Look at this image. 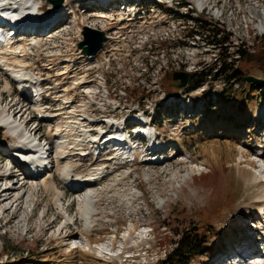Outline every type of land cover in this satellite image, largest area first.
I'll use <instances>...</instances> for the list:
<instances>
[{"label": "rangeland", "instance_id": "1", "mask_svg": "<svg viewBox=\"0 0 264 264\" xmlns=\"http://www.w3.org/2000/svg\"><path fill=\"white\" fill-rule=\"evenodd\" d=\"M212 1L223 9L225 20L229 23L228 28L232 31L236 28L241 37L234 35L227 49L222 46L220 50L215 44L208 43L205 37L201 40L194 37L191 39L196 45L178 51L169 50L167 54L171 55L158 57L154 62L163 67V76L158 78L161 79L159 86L168 93L179 91L174 86L178 82L173 79L174 71H194L196 65L201 64L204 68L199 77L201 85L205 83L204 86H211V89L223 94H218L217 100H210V112L206 114V122L201 123L198 120L202 118H198L194 131H184L182 147L180 148V145L176 148L183 153L180 159L166 166L134 165L128 169L131 171L130 175L123 171V175L118 176L122 178L119 184L115 185L116 183L112 184L110 181L106 185L108 190L104 191L97 201L98 213L93 215L96 218V226L92 232L85 230L84 221L80 217V194L67 192L61 198L57 194L62 191V185L65 186L56 173L60 171L61 164L48 172L46 184L41 180L20 183L21 178H14L12 183L3 181L7 177L13 180V177H10L13 175L10 167H17V162L9 158V150L10 146L19 143L13 138L6 121L14 119L10 117V113L15 114L20 121L25 120L23 117L27 120V116L25 113L19 117L20 101L16 83L10 79L12 85L5 80L4 75H0V145L6 146V152L1 153L0 150V187L5 188L7 184L12 186L18 182L7 194L8 200L11 199L9 202L0 199V264H41V261H51L55 264H107L104 260H108V264H167L168 260L174 261V258H180L175 264H210L214 263L216 255L229 250L231 245L243 251L247 244V233L252 235L253 241H260L262 236L255 237L254 227L249 221L258 217L256 210L264 205V159L256 155V152L264 151V90L255 88L256 86L248 83L245 77L252 74L264 79V66L255 62H242L239 64L242 73L236 80H223L215 75L214 67L217 58L219 61L229 62L230 58H224L223 55H232L239 45L247 47V50L255 49L256 53L264 50V36L257 33L259 22H263L264 6L256 12L252 11L256 6L246 1L241 5L237 0ZM262 1L264 3V0ZM156 2L158 3L154 2L149 7L155 10L153 12L156 15L161 12L162 17L166 5L159 0ZM49 6L45 3L44 9ZM173 12L176 15L174 18L178 17L187 33V24L189 21L193 23L194 18H186L176 14V11ZM204 18L210 20V13L205 14ZM216 26L219 27L217 24ZM47 41L42 40L40 47L33 45L36 55H41V52L52 46V42ZM140 42L142 43L143 39ZM187 50L194 55H184ZM36 57L32 58L33 61L30 60L31 64L35 63ZM141 68L134 67L131 77L121 76L118 79L127 83V95L122 93L123 101H144L147 96H152L158 101L162 97L155 89L150 90L151 83L155 81L154 74L157 72ZM142 73L146 78L141 77ZM205 79L208 81H204ZM196 82L194 79V83ZM169 84H172L173 88H170ZM201 87L198 88L199 91ZM133 91L138 94H133ZM220 108L223 110H219ZM5 111L9 112L3 113ZM166 111L164 106L163 114ZM27 115L29 116V111ZM208 121L213 124V131L210 130ZM50 125L45 123L44 130ZM41 126L42 124L38 126L36 134H40ZM167 126L162 128L166 134H170L176 127L175 124ZM217 138H222L221 141H227L237 148H249L255 166L246 163L242 165L236 158L228 162L224 155H221L223 163L204 165L207 155L202 146L205 142ZM90 151L92 152L91 149ZM91 160H81L83 168L78 167L77 170L81 171L87 167ZM242 168L252 170V176L248 173L240 174ZM148 175L150 179L146 178ZM44 185H48V188ZM14 194L18 195V201L11 208ZM134 195H139L141 199ZM0 196L3 198L1 191ZM58 201L60 203L57 204ZM66 204H69L67 210ZM3 206L8 208L4 215L1 212ZM94 209L96 210L95 207ZM66 214L74 218L75 224L70 226L69 222H66ZM133 226L135 229L130 231ZM82 233L90 238L92 246L106 238H110L114 244L111 246L107 239L103 242H106L107 246L103 243L98 247L93 246L95 250L91 254L83 253L80 247L72 250L74 243H84ZM70 235L72 236L69 237ZM183 235H198V238L202 239L200 244L204 246L201 247L200 253L184 257L176 255L178 242ZM259 245L258 242L254 246L258 248ZM97 249L105 250L104 253L100 252L104 254L103 258L99 256ZM245 264L251 263L246 261Z\"/></svg>", "mask_w": 264, "mask_h": 264}, {"label": "built area", "instance_id": "2", "mask_svg": "<svg viewBox=\"0 0 264 264\" xmlns=\"http://www.w3.org/2000/svg\"><path fill=\"white\" fill-rule=\"evenodd\" d=\"M236 1V0H234ZM239 5L244 4L245 1L248 4H253L254 6H258L262 4V0H237ZM196 7L198 11L194 12L190 18H194V22L191 23L190 21L187 24V33L194 29L198 28V25L202 22L200 21V16L203 14L210 13V20L208 28L214 27V25H218L220 29V33L217 36H207L206 33H203L200 37L190 35V37H186V42L182 38L183 35L181 33L180 28L174 26V30L166 31V30H159L155 31L153 27H147L145 29H133L129 28L127 31L122 29V24L119 23L121 19L120 11L117 10L116 7L107 10L106 13H102L107 15L108 20L103 21L102 17L100 16L99 9L94 6L90 0L81 1L72 5L70 2L65 3V7L62 9L63 15H69V21L65 26L61 29L49 33L46 36V39H50L53 41L52 48L46 50L44 52L45 57L48 59H58L64 57H70L71 59H77L78 64L69 70V65L64 63L63 69L61 70V75L53 76V83L50 84L51 87L54 89V95L52 98L54 102H51V106L49 107V113L52 115L59 114V124L61 126L65 124L68 129H72L77 133L75 138H78L79 135L83 134L84 130H93L94 124L90 122V118L96 117V115L89 109V106L92 103L96 104H106L107 102H113V99L106 98L108 96L109 88L111 85L113 86V91H117V99H121L123 94L127 90V83L117 82V78H121L124 76L125 78H129L132 76L131 71L135 67L139 69L142 67L145 70L156 71L157 73L154 74V79L151 83V89H160L159 88V80L158 78L163 76L162 71L163 67L158 63L155 64V60L158 57H165L169 50H181L185 49L187 46L196 45V42L191 38L197 37L201 40L202 37H205L210 44H215L216 46L227 47L230 44V39L235 35L241 37L238 33V30L234 28L232 31L228 28L229 23L225 20L226 16L222 8L218 6H212L210 4V0H198ZM258 7L253 8L252 11L258 12ZM75 10H79V15L75 14ZM134 13V11L127 10L125 15H129ZM74 17L80 19V24L78 20L74 19ZM138 21L146 19V13L142 11L141 14L138 15ZM262 21L264 22V14ZM261 21V22H262ZM245 22L247 23L246 19ZM215 23V24H213ZM87 24L93 27H100L103 29L108 30L109 41L106 44V47L100 55H98L94 60L92 57L87 55H79L81 54L80 49L77 46V43L80 39V25ZM248 24V23H247ZM248 29V27H247ZM259 30L258 35L264 36V30L261 28V24L259 22L258 28ZM249 31V29H248ZM210 32V31H209ZM137 36V38L133 36ZM160 36L161 38H171L174 41H179L174 47L169 48H161L158 49L157 52H150L149 50L145 52L136 51V53H132L133 49L136 47L139 48L145 44L148 47L151 46V41L155 38ZM224 36H227V39H224ZM260 38V37H259ZM143 39L141 43L140 40ZM244 47L243 45L237 46L236 50L232 53V55L227 54L223 55L224 58H230V63L236 57H240L241 50L245 51H254L253 49ZM189 55H194L193 52L186 51L184 53ZM171 55V54H167ZM218 62L219 59L217 58ZM134 64V65H132ZM141 68V69H142ZM197 69V65H196ZM233 68L228 67L226 72L232 71ZM70 72V73H68ZM152 75V74H151ZM57 77H61L60 80L56 79ZM142 78H146L145 74L142 73ZM112 79L111 83H108V79ZM61 83L63 85H61ZM80 83V88L76 90L79 92V97L76 98L75 103L71 104L70 102L73 100V94L70 92L73 90L74 86H77ZM75 93V91L73 90ZM159 96H162L161 92L156 91ZM106 102V103H105ZM30 118H33L34 123H38L36 119V115L33 111V107L29 110ZM191 112L190 110L180 113H175L174 118L177 120V126H183L185 123V119L190 117ZM91 132H89L90 134ZM81 150H86V146L80 147Z\"/></svg>", "mask_w": 264, "mask_h": 264}, {"label": "bare ground", "instance_id": "3", "mask_svg": "<svg viewBox=\"0 0 264 264\" xmlns=\"http://www.w3.org/2000/svg\"><path fill=\"white\" fill-rule=\"evenodd\" d=\"M39 1L37 0H0V10L2 11V15L4 17L7 16H13L14 19L17 17H22L23 24L21 26H27L24 29L30 28V25H34L35 27H42L46 22H49L51 20H56L58 17V12L53 11L52 13H49V11H45L43 13H39L37 10V7L39 6ZM198 3V2H197ZM6 5V6H4ZM199 5V3H198ZM55 9V8H54ZM20 26V27H21ZM261 28L264 30V22L261 23ZM14 33L4 35L0 34V53H3V55L0 57V75L6 74L9 77H12L15 79V81L18 82L19 86H28L27 81L32 80V77L30 74H26L24 76L21 71L20 67L23 65V61L16 59L13 57V55H5L8 54V48L11 46V44H21L22 42H26L27 40L31 39L33 43H39V40L36 38L37 36H34L32 38L22 37L17 38ZM3 59L7 60V65L4 67H1V61ZM5 69L9 70V72H5ZM10 82V81H7ZM11 83V82H10ZM9 85V84H7ZM10 86V85H9ZM7 87V86H6ZM12 91V90H11ZM10 92V91H9ZM264 111V109H263ZM9 111H5L3 113H8ZM219 112V111H218ZM262 111H260L261 113ZM10 117H13L14 119H11V121H6L7 127L10 128L12 131V136L14 139H16L19 143L14 144L10 146V152L11 157L19 163V167H21V174L23 177H21L20 183L23 181H37L41 180L43 183H47V174L50 170H54L56 166H60V171H56L57 176L61 183H70L72 184L70 188L71 194H80L78 197L79 201V209L81 212V216L84 221V226L86 231H94L95 229V223L96 218L94 217L96 213H98L97 201L99 200L100 195L106 190H108V183L112 181V184H119L120 180L122 178L118 177L120 175H123V172H118L115 175H113L116 172V169L113 167H122L123 163L125 161L131 160L128 158L129 152L127 150L123 149H115L117 150L113 156L109 157L107 160L102 161L100 163L93 162L89 164L87 167L82 169L81 171H78V167H82V164L78 158L77 155H79V152L76 151V149H79L81 146L88 145L91 148H94V150L102 149L103 144L97 143L96 138H76L71 141H68V139L65 136H62L60 131H50V138L51 141H42L41 138L38 139L35 136H33V131L28 129L26 125L21 122L18 118H16L15 114L10 113ZM260 115V114H259ZM9 117V116H8ZM24 118V117H23ZM26 118V117H25ZM213 120V119H212ZM103 122V121H102ZM208 125H211L210 130L213 129V124L209 121L207 122ZM208 129V128H207ZM206 129V131H207ZM221 133V132H220ZM223 133V132H222ZM152 134L150 138L152 139ZM222 138H217L216 140H211L210 142H205V144L202 146L203 152L207 155V158L205 159L204 165H219L222 162V156L224 155L226 161H232L238 160L240 164L243 165V163H246L250 166H255L254 160L251 158L250 149H243L241 146L239 148L234 147V145H231L227 141H221ZM159 143L153 139V147L157 146ZM182 147V144H180ZM52 146L54 149L52 151V154L49 158L45 157V153L49 152V147ZM152 147V148H153ZM8 148V147H7ZM261 148V147H260ZM264 148V146H263ZM0 150L2 152H6V148L2 147L0 145ZM181 153V154H180ZM204 154V155H205ZM183 153L177 151L176 149H173V152L171 154L166 155L165 157H157V158H145L143 159L145 165H167L170 162H174L180 157H182ZM205 155V156H206ZM256 155L260 156L259 158L264 159V151H260V153L256 152ZM10 158V157H9ZM49 160V167L48 169H45L44 172H41V166L43 163L47 162ZM136 163V162H135ZM223 163V162H222ZM30 164H32L33 168H30ZM116 165V166H114ZM212 165V166H213ZM164 167V166H163ZM243 169V168H242ZM192 173L194 172L193 169H191ZM36 171L35 173H33ZM13 174L15 171H13ZM244 172V173H243ZM263 172V171H262ZM248 173L252 176V170L249 169H243L240 174ZM175 175L177 176L178 173L176 172ZM14 178L17 179L18 175L14 174ZM147 179H150V175L146 176ZM16 184L18 182H15ZM15 183L12 186H9L8 184L5 186V188L0 187V191L2 193L3 198L1 201H6L9 199V191L12 190L15 186ZM114 185V187H115ZM46 188H48V185H44ZM16 187V186H15ZM17 190H15L16 192ZM59 194L60 198L67 194V192L64 191L62 186V191L57 192ZM134 194V193H133ZM18 195L14 194L13 199V205L18 201L17 198ZM136 198L141 199L139 195H134ZM58 199V196H57ZM11 200V199H10ZM8 200L7 202H9ZM6 202V203H7ZM60 203L59 201L57 204ZM9 205V204H8ZM6 205V206H8ZM1 207V212L4 215L6 210L8 208ZM60 206V205H59ZM62 206V205H61ZM96 208V210L94 209ZM68 209V208H66ZM258 213V212H257ZM94 215V216H93ZM81 219V220H82ZM110 220V219H109ZM66 222H69V225L75 224L74 218L71 215L66 214ZM73 222V223H72ZM66 228V227H65ZM73 228V227H72ZM71 229V228H70ZM77 229V228H76ZM135 227L133 226L130 231L134 230ZM84 233V232H83ZM83 235V241L84 243L80 242L79 245L77 243H74L72 245V250L81 248L80 250L83 251L85 254H91V252L95 249H93L92 242L88 239V236ZM74 234V231L72 232ZM70 235L69 237H71ZM129 236V235H128ZM125 239L127 240V236H125ZM247 251L254 252L256 251L254 242L251 240V237L247 236ZM104 244V243H103ZM108 244V243H107ZM110 244V243H109ZM108 244V245H109ZM106 245V242L104 244ZM238 245V244H237ZM232 247V245L229 247V249ZM96 248V247H95ZM104 249H106L103 246ZM234 248V246L232 247ZM109 249V248H108ZM80 251V252H81ZM105 251V250H104ZM103 249H97V252H99V256L102 257L101 253H104ZM229 250H225L223 252H220L218 255H216V259L214 260L215 264L218 263L221 258L228 253ZM101 252V253H100ZM94 253V252H93ZM107 253V252H106ZM108 254V253H107ZM87 256V255H86ZM107 257V255H106ZM259 260L256 262L253 261V264H264V252H260ZM103 258V257H102ZM104 259H106L104 257ZM111 259V257H110ZM49 261V260H48ZM105 263H110L108 260H104ZM43 264H55L54 262H44L41 261ZM41 263V264H42ZM56 264H59L58 262Z\"/></svg>", "mask_w": 264, "mask_h": 264}, {"label": "water", "instance_id": "4", "mask_svg": "<svg viewBox=\"0 0 264 264\" xmlns=\"http://www.w3.org/2000/svg\"><path fill=\"white\" fill-rule=\"evenodd\" d=\"M50 3L54 5V7H59L64 0H48ZM84 40L81 42L80 46L84 48V53L86 54H96L101 47L103 46L104 41L107 40V37L105 35V32L92 29L89 27L84 28ZM192 74L185 72V71H176L173 74V79L175 81H178L174 84L176 88H182L185 87ZM246 80L248 82L254 83L257 88L264 87V79L254 76V75H247Z\"/></svg>", "mask_w": 264, "mask_h": 264}, {"label": "trees", "instance_id": "5", "mask_svg": "<svg viewBox=\"0 0 264 264\" xmlns=\"http://www.w3.org/2000/svg\"><path fill=\"white\" fill-rule=\"evenodd\" d=\"M225 38L227 39V36H225ZM241 58H240V64H242V62L244 64H249L251 62H255L260 66H264V50H261L260 52H255V53H250L247 52L245 50H241ZM251 65V64H250ZM225 63H223L221 65L222 69H225ZM224 72V70H222ZM242 73L241 68H237L235 69L233 72L226 74V79H234L237 77L238 73ZM171 84H169L168 86H170ZM200 242L202 243V239L198 238V235L195 236H187V235H183L182 238L179 240L178 242V246L176 251H178L176 253V255L179 256H193L198 254V252L200 253V251L202 250V246H204V244H200ZM175 260H168L167 264H175L176 261H179L180 258H174ZM184 261V260H183Z\"/></svg>", "mask_w": 264, "mask_h": 264}]
</instances>
